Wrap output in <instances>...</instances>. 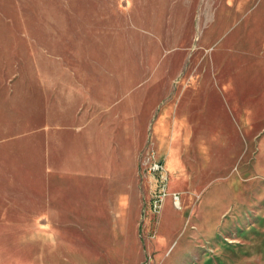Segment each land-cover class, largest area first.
<instances>
[{
  "label": "rangeland",
  "instance_id": "obj_1",
  "mask_svg": "<svg viewBox=\"0 0 264 264\" xmlns=\"http://www.w3.org/2000/svg\"><path fill=\"white\" fill-rule=\"evenodd\" d=\"M80 134L131 184L119 210L56 168ZM34 174L76 208L34 227ZM3 189L0 264H264V0H0Z\"/></svg>",
  "mask_w": 264,
  "mask_h": 264
},
{
  "label": "crops",
  "instance_id": "obj_2",
  "mask_svg": "<svg viewBox=\"0 0 264 264\" xmlns=\"http://www.w3.org/2000/svg\"><path fill=\"white\" fill-rule=\"evenodd\" d=\"M77 139L71 143V146L64 142L60 145V148L56 149L58 150L56 168L62 171L78 169L85 172L86 175L90 173V175L95 176L93 178H95L96 184L87 180L86 184L81 187L80 195L84 198L81 209L88 212L89 210H95L98 215V211L103 209L100 201L104 202L106 197L116 196L117 209L119 210L122 199L131 194L127 190V186H131V184H128L127 181L121 182V174L117 173L119 166L115 161L112 147L104 141L99 142L98 138L90 137L88 134L85 136L80 134ZM9 186L13 189L10 192L13 196L18 197L22 194L18 191L14 182ZM94 186H96L95 190H93ZM72 189L73 185L67 184V182H54L50 178L42 182L40 176L37 177V174H34L32 214L30 216L34 220V227L37 225V220L41 218L66 217L68 208H76L75 204H71L66 200L73 194H78V190ZM0 191H2V195L5 193L4 189ZM99 196L101 197L100 200L98 199ZM38 226L40 229V223Z\"/></svg>",
  "mask_w": 264,
  "mask_h": 264
},
{
  "label": "built area",
  "instance_id": "obj_3",
  "mask_svg": "<svg viewBox=\"0 0 264 264\" xmlns=\"http://www.w3.org/2000/svg\"><path fill=\"white\" fill-rule=\"evenodd\" d=\"M147 170L148 172H154L158 175V180L161 181L160 184V189L158 190V193L156 194V196L158 197V200L156 201V203L154 204L155 207H157L158 205H160V201L162 200L163 196H164V185H163V175H162V165L158 160H149L148 162V166H147ZM172 198L174 199V202L176 203V201H178V196L176 194H173Z\"/></svg>",
  "mask_w": 264,
  "mask_h": 264
},
{
  "label": "bare ground",
  "instance_id": "obj_4",
  "mask_svg": "<svg viewBox=\"0 0 264 264\" xmlns=\"http://www.w3.org/2000/svg\"><path fill=\"white\" fill-rule=\"evenodd\" d=\"M169 160V159H168Z\"/></svg>",
  "mask_w": 264,
  "mask_h": 264
}]
</instances>
